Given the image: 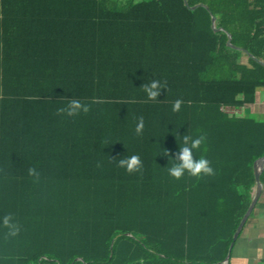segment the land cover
<instances>
[{"label": "trees", "instance_id": "trees-1", "mask_svg": "<svg viewBox=\"0 0 264 264\" xmlns=\"http://www.w3.org/2000/svg\"><path fill=\"white\" fill-rule=\"evenodd\" d=\"M185 1L206 8L0 0V264H222L264 156L245 108L264 91V0ZM72 100L89 110L60 111ZM186 135L213 173L169 172Z\"/></svg>", "mask_w": 264, "mask_h": 264}, {"label": "clouds", "instance_id": "clouds-1", "mask_svg": "<svg viewBox=\"0 0 264 264\" xmlns=\"http://www.w3.org/2000/svg\"><path fill=\"white\" fill-rule=\"evenodd\" d=\"M163 87L159 80H153L151 84H144L143 88L146 90L148 97L155 98L158 96V93ZM181 106V102L177 100L173 105V110H179ZM83 110L87 112L89 110V106L86 104H81L78 100L70 101L65 107L61 108L60 111L67 112L68 115H73ZM144 128V120L141 117L136 124V132L140 133ZM191 139V146L194 149H197L203 142L204 137L197 136L192 138L191 136H184L183 137V146L181 147V159L182 163L175 164L173 167L169 169V172L176 176L177 178L181 177L185 171V169L189 170L192 175H198L203 171L204 173L211 174L213 173V168L209 165V162L206 158L201 157L198 161L194 162L192 159L193 153L190 151L188 147L189 140ZM120 166L127 165V169L132 171L133 169L139 168L141 165V160L139 155L134 154L126 159H121L119 161ZM29 172L31 174H36L35 168H30ZM3 224L8 226L9 234L15 236L19 232V226L12 221L11 215H6L3 217Z\"/></svg>", "mask_w": 264, "mask_h": 264}, {"label": "crops", "instance_id": "crops-1", "mask_svg": "<svg viewBox=\"0 0 264 264\" xmlns=\"http://www.w3.org/2000/svg\"><path fill=\"white\" fill-rule=\"evenodd\" d=\"M241 61L246 62V58ZM261 92L257 93L255 103L245 105V108L264 120V91ZM229 264H264V186L259 200L234 243Z\"/></svg>", "mask_w": 264, "mask_h": 264}, {"label": "water", "instance_id": "water-1", "mask_svg": "<svg viewBox=\"0 0 264 264\" xmlns=\"http://www.w3.org/2000/svg\"><path fill=\"white\" fill-rule=\"evenodd\" d=\"M184 5L187 8H190L191 10H194L197 7H202V6L205 7L203 4H199V5H195V6L189 7L185 0H184ZM211 28H212V30L214 32L221 31V29H217L215 27V17L213 15H211ZM226 46H228V47H230L232 49H235V50H239L243 54H245L248 58L253 59V57L250 54H247L246 51L241 50L240 48H237V47H235V46H233L231 44V35L230 34H227ZM255 61L258 62L260 65H262L264 67V63L263 62L258 61L256 59H255ZM263 168H264V156L259 157L253 163L254 187H253V191H252V194H251V200H250V203H249L245 213L243 214L242 218L240 219V221L238 223V226L236 227V229H235V231H234V233L232 235V242L229 245L228 254L225 257V259L223 260L222 264H229L230 254H231V250H232V248L234 246V243L238 239L242 228L244 227L249 215L251 214L253 208L255 207L257 201L259 200V198H260V196L262 194L263 185H262V183L260 181V175H261V173L263 171Z\"/></svg>", "mask_w": 264, "mask_h": 264}, {"label": "rangeland", "instance_id": "rangeland-1", "mask_svg": "<svg viewBox=\"0 0 264 264\" xmlns=\"http://www.w3.org/2000/svg\"><path fill=\"white\" fill-rule=\"evenodd\" d=\"M261 93H263V91L261 92ZM259 119H263V117H258Z\"/></svg>", "mask_w": 264, "mask_h": 264}, {"label": "built area", "instance_id": "built-area-1", "mask_svg": "<svg viewBox=\"0 0 264 264\" xmlns=\"http://www.w3.org/2000/svg\"><path fill=\"white\" fill-rule=\"evenodd\" d=\"M264 29V28H263Z\"/></svg>", "mask_w": 264, "mask_h": 264}]
</instances>
